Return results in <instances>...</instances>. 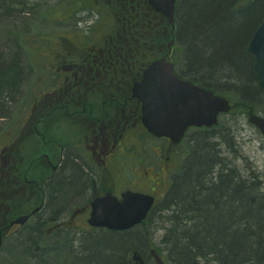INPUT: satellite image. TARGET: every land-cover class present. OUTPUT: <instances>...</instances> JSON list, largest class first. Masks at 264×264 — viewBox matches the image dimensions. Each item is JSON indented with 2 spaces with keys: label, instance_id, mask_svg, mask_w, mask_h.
Instances as JSON below:
<instances>
[{
  "label": "flooded vegetation",
  "instance_id": "obj_1",
  "mask_svg": "<svg viewBox=\"0 0 264 264\" xmlns=\"http://www.w3.org/2000/svg\"><path fill=\"white\" fill-rule=\"evenodd\" d=\"M107 1L118 22L115 32L84 47L69 40L58 43L49 52L52 70L43 65L40 75L28 78L42 87L16 112V125V113L5 117L7 128L0 137V264L20 251L18 241L44 217L54 218L55 209L62 213V222L47 226L42 234L47 242L92 229L93 205L106 195L121 200L127 191L140 192L157 204L179 171L184 141L200 131L189 129L175 144L146 130L142 103L133 89L153 58V32L169 33L162 28L166 19L148 0ZM158 47V58L166 56L177 77L191 82L183 66L177 68L181 54Z\"/></svg>",
  "mask_w": 264,
  "mask_h": 264
},
{
  "label": "bare ground",
  "instance_id": "obj_2",
  "mask_svg": "<svg viewBox=\"0 0 264 264\" xmlns=\"http://www.w3.org/2000/svg\"><path fill=\"white\" fill-rule=\"evenodd\" d=\"M175 1L179 16L180 0ZM2 9L0 3V11ZM227 9L237 28L240 25L244 28L243 32L235 34L238 41L242 40V46L239 47L244 57L238 58L233 65L238 67V62H242V66L247 67L250 73L242 79L224 69L216 75L201 72L198 78L192 76L183 55L186 43L181 39L180 29L168 33L161 45L164 49L183 55L182 66L190 76L192 86L228 101L231 111L235 105L244 114L247 113L244 110L248 109V122L258 130L251 124L249 115L259 112L264 116V88L259 84L254 70L255 58L249 48L263 25L264 11L254 10L247 0H233ZM6 23L12 29L10 31L15 33L12 22ZM12 36L11 33L6 34L5 41L14 43L15 38ZM64 40L69 39L63 38L59 43ZM69 41L82 47L85 45L77 39ZM177 41L179 46L178 51H175ZM250 78L252 86L246 83ZM253 82L262 90L261 93ZM248 99L254 105L246 107ZM219 123L213 127L216 128ZM239 161L237 144L233 140L228 144L222 140H218V143H198L196 140L185 152L179 165L181 172L177 177L187 173V165L192 162L189 172L181 179L185 183L187 178L188 182L185 185L180 181L179 184L177 177L173 178L166 195L159 198L157 204L153 198V204L141 223L125 230H114L93 225L91 214L89 226L92 229L74 232L72 236L61 235L47 242L42 235L44 230L50 224L62 222V213L55 209L52 211L54 218L44 217L34 232L22 237L18 241L20 251H15L12 259L4 264H54L55 260H67L72 264H264V176L249 167L247 170L240 169L237 165ZM127 193L150 196L127 191L121 200L112 195L100 200L122 203ZM188 193L194 195L193 200L189 199ZM237 207L246 212L244 215L248 221H237L239 217L234 216ZM230 209L231 215L225 219ZM143 223H147L142 228L147 229L146 232L139 231L141 227L137 228ZM158 232L162 235L157 244L155 237ZM102 237L108 242L98 246ZM125 242L130 245L124 247ZM195 243L194 256L188 260L182 250L185 247L192 248Z\"/></svg>",
  "mask_w": 264,
  "mask_h": 264
},
{
  "label": "rangeland",
  "instance_id": "obj_3",
  "mask_svg": "<svg viewBox=\"0 0 264 264\" xmlns=\"http://www.w3.org/2000/svg\"><path fill=\"white\" fill-rule=\"evenodd\" d=\"M216 1L219 0H180V14L182 12L181 16L184 18L181 26L178 22L177 29L181 30V39L186 43L183 55L186 64L187 60L192 68H194L192 65L196 64L205 75H216L218 71L224 69L225 71L229 70L231 75L241 76L245 66H242V62H238V67L233 65L238 58L244 57L239 47L242 46V40L238 41L235 37V34L243 32L244 28L241 25L237 28V25L230 19L227 6L230 8L231 4L223 9H218V15L214 14L212 5ZM5 2H10L11 7L6 6ZM1 5L3 8L0 11L1 48L5 46L6 49V45H9L10 42H6L5 37L6 34L10 35L11 33L13 39H16L14 40L17 42L24 61L27 62V66L29 69L34 68L33 71L30 70L29 77L32 78L37 76V73L40 75L44 66L52 70L49 52L53 48L56 49L63 38L71 41L77 39L86 45L101 43L115 32L116 23H118L113 17L114 10L109 7L106 0H4ZM216 7L219 8V5ZM263 11L264 6L258 8V12ZM178 17L177 11L176 22ZM6 22H12L15 33L10 31L12 29ZM236 22L238 23V21ZM2 23L5 24V29ZM190 25L196 27L188 37L185 35V30H188ZM246 33L245 41L248 39L250 29ZM127 35L129 36L130 33ZM178 42L175 51H178ZM183 61L181 54L180 58L177 57L178 67H182ZM34 71L35 76L32 74ZM44 86L45 84H43ZM48 86L49 83L45 87ZM41 87V84H37V80H28L21 97L14 104L10 114L21 110L26 100ZM227 95L230 96L231 93H227ZM18 113L12 116L13 125H16L15 116ZM243 114V111L237 110L221 116L219 125L212 133L191 132L181 147L182 155L189 150L193 142L200 141L204 137L208 138L206 142L210 143H218V140H222L228 144L233 140L237 144L240 156L238 167L243 170H247L249 167L264 176V138L255 127L249 124L248 114ZM6 123L5 119H0V137L4 128H7ZM142 139L153 149L151 143L143 137ZM139 231L146 232L147 229H139ZM160 234L162 235L161 232H158L155 237L157 244ZM107 242L108 240L102 237L98 246H103ZM123 245L128 247L130 243L125 242ZM54 264L72 263L67 260H55Z\"/></svg>",
  "mask_w": 264,
  "mask_h": 264
},
{
  "label": "water",
  "instance_id": "obj_4",
  "mask_svg": "<svg viewBox=\"0 0 264 264\" xmlns=\"http://www.w3.org/2000/svg\"><path fill=\"white\" fill-rule=\"evenodd\" d=\"M149 4L175 26V0H149ZM249 51L255 58L254 70L259 84L264 88V21ZM134 97L143 104L145 127L153 135L169 137L175 142L181 140L188 128H212L218 124L220 114L231 111L228 101L178 80L173 65L165 58L148 67L142 82L134 88ZM250 122L264 136V116L251 114ZM107 200L93 205L91 223L114 230H125L141 223L153 204L152 197L134 193L124 195L122 203Z\"/></svg>",
  "mask_w": 264,
  "mask_h": 264
},
{
  "label": "trees",
  "instance_id": "obj_5",
  "mask_svg": "<svg viewBox=\"0 0 264 264\" xmlns=\"http://www.w3.org/2000/svg\"><path fill=\"white\" fill-rule=\"evenodd\" d=\"M230 1V2H229ZM233 1V0H232ZM231 0H219L216 1L215 3H217L216 5H219V8L216 7V5H212V11L214 12V14L218 15V9H223L225 8L228 4H231L232 2ZM0 3L3 4L4 0H0ZM5 5L8 7H11L10 2H5ZM250 6L254 7V10H258V8L264 6L262 4H249ZM181 14L179 13V18L177 21V25L178 22L181 26L182 20L184 18V16H181ZM6 17V16H5ZM188 18V17H187ZM166 28L169 31H171V27L168 25L167 21L165 20L162 28ZM195 25H190L188 30H185V35L188 37L191 35L192 31L195 29ZM159 30H155L153 32V39H152V44L154 46L153 49V58L158 56V46L161 45V41L162 39L165 37L161 32L158 34ZM150 40H148L149 42ZM1 44H0V118H5L6 116L9 115L10 111L13 109L14 104L17 102V100L21 97L22 93H23V89L24 86L27 84L28 82V78L30 76V69L27 66V62L24 61V57L19 49V47L17 46V42L14 40L13 42H10L9 45H6V49L5 46H3V48H1ZM186 61V59H185ZM149 62V59H148ZM194 68H192L190 66L189 61L187 60V68H190V72L192 73V76L198 78L200 77V73L202 72L200 69H198L197 65L194 64ZM204 73V72H203ZM250 72L247 70V67H245L244 70H242L241 76H239V79H242L243 76H247ZM200 74V75H199ZM248 82V84L250 86H252V82H251V78L246 81V83ZM254 87L256 88V90L261 93L262 90L260 88H258V86L256 85V82H253ZM248 90V89H247ZM251 99V98H250ZM248 99V103H246V107H250L252 105H254L253 101ZM238 105H235V109L234 111L240 110L238 107ZM254 108V107H253ZM247 111L248 113V109L244 110ZM206 136V135H205ZM206 137H204V139H201L199 141L200 142H204L207 143L209 141L206 142ZM192 163V162H191ZM191 163L189 165H187V173L189 172L191 166ZM77 172V171H75ZM181 172V171H180ZM179 172V173H180ZM178 173V174H179ZM187 173L181 174L179 177H175L177 179V181L180 184L184 183V181L182 182V177L185 176ZM187 178H185V185L187 183ZM175 188V192H176ZM187 192V191H186ZM189 196L190 200H193L194 195L192 193H188L187 194ZM246 212L242 210L241 207H237L236 208V212L234 216H238L239 219L237 221L239 222H246L249 219H247L248 217L246 215H244ZM231 215V209L228 212V215L225 219L229 218V216ZM197 247V243H195L193 245L192 248L190 247H185L182 252L184 253V256L188 259L191 260V257L194 256L193 252ZM190 262V261H189ZM237 264V262H236Z\"/></svg>",
  "mask_w": 264,
  "mask_h": 264
}]
</instances>
